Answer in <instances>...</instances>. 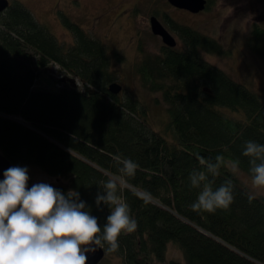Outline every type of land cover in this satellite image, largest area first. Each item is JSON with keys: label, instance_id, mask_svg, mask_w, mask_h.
Wrapping results in <instances>:
<instances>
[{"label": "trees", "instance_id": "trees-1", "mask_svg": "<svg viewBox=\"0 0 264 264\" xmlns=\"http://www.w3.org/2000/svg\"><path fill=\"white\" fill-rule=\"evenodd\" d=\"M61 20L74 39L67 49L21 2L12 1L0 13V152L14 166L35 165L67 180L55 188L78 191L101 227L110 208L95 200L105 194V181L117 179L118 195L138 224L118 237L113 253L122 264L164 261L169 242L181 250L185 264H264V197L253 195L249 202L251 193L227 165L237 162L252 176L250 160L256 158L242 153L246 141L264 145V103L202 58L201 52L222 53L220 45L169 19L184 48L162 46L160 55L141 59L142 85L162 93L168 114L167 134H161L150 127L147 107L138 99L108 92L116 75L106 47L68 17ZM251 40L264 59V28L257 23ZM115 58L123 60L116 53ZM49 63L80 85L48 76ZM221 108L242 110L245 119ZM217 155L224 159L214 175L208 165H217ZM118 157L137 163L134 176L118 171ZM190 173L206 179L192 187ZM229 181L234 200L228 209H191L205 185L215 191ZM103 248L108 251L106 243Z\"/></svg>", "mask_w": 264, "mask_h": 264}, {"label": "rangeland", "instance_id": "rangeland-1", "mask_svg": "<svg viewBox=\"0 0 264 264\" xmlns=\"http://www.w3.org/2000/svg\"><path fill=\"white\" fill-rule=\"evenodd\" d=\"M21 2L30 10L34 18L54 36L64 49L69 48L74 39L72 33L62 23L66 16L92 38L99 40L107 49L110 66L116 75L114 81L121 85V97L132 96L140 105L147 107L150 127L167 134L168 114L162 93L148 92L142 85L137 66L145 56L160 55L163 46L159 37L150 31L151 13L175 37V49L184 48L179 35L173 31L168 20L192 27L196 31L214 39L222 53L201 52L202 58L223 70L233 81L255 93L264 103V59L251 48L256 45L251 40L253 23L264 28V0H211L204 11L189 13L171 6L166 0H9ZM168 24V25H167ZM115 53L122 56L118 62ZM46 74L54 79L70 77L54 63L45 68ZM60 83V82H59ZM56 87L57 83H56ZM156 99L157 101H154ZM221 111L235 119H245L244 112L221 108ZM240 184L252 195L263 196L264 189H254L252 176L236 166L232 169ZM30 186L36 182H47L53 187L65 184L67 180L48 176L39 167L27 165ZM105 249V248H104ZM171 261L184 262L181 250L173 243L166 246L165 260L154 264H170ZM102 264H122L117 253L105 250ZM100 262V264H101Z\"/></svg>", "mask_w": 264, "mask_h": 264}, {"label": "clouds", "instance_id": "clouds-1", "mask_svg": "<svg viewBox=\"0 0 264 264\" xmlns=\"http://www.w3.org/2000/svg\"><path fill=\"white\" fill-rule=\"evenodd\" d=\"M245 156L252 167L251 184L254 189H264V145L249 140L245 142ZM205 163L202 156L196 157ZM118 171L126 177L135 175L137 163L130 158L120 159ZM222 155H217V165H208L215 170ZM237 162H233L235 170ZM30 177L27 166H11L3 171L0 180V264H87L88 254L103 247L108 251L119 248L118 237L122 232L132 233L137 221L130 216L129 205L118 195V180L109 178L102 185L105 194L97 195L95 203L110 208L106 222L101 225L98 217L85 210L86 204L80 200L79 192L66 193L47 182H36L28 186ZM192 187L206 179L189 174ZM249 202L254 199L249 195ZM231 182L222 183L215 191L210 184L204 186L191 204L193 211L214 213L217 209H228L233 202Z\"/></svg>", "mask_w": 264, "mask_h": 264}, {"label": "water", "instance_id": "water-1", "mask_svg": "<svg viewBox=\"0 0 264 264\" xmlns=\"http://www.w3.org/2000/svg\"><path fill=\"white\" fill-rule=\"evenodd\" d=\"M171 6L178 9H185L192 13H198L205 9L206 0H166ZM9 6L8 0H0V13ZM149 26L151 33L159 37L163 46L168 48L176 47L175 37L166 29V27L154 15L149 17ZM62 83L69 84L72 87H77V82L70 77L62 78ZM122 90L120 84L113 81L108 85V92L112 95H118ZM14 166L1 152H0V180L3 179V171ZM28 186H30L28 182ZM97 250L94 253L88 254L87 264H99L105 256L103 247L96 246Z\"/></svg>", "mask_w": 264, "mask_h": 264}, {"label": "flooded vegetation", "instance_id": "flooded-vegetation-1", "mask_svg": "<svg viewBox=\"0 0 264 264\" xmlns=\"http://www.w3.org/2000/svg\"><path fill=\"white\" fill-rule=\"evenodd\" d=\"M8 1H9V0H8ZM207 1H208V0H206V6H205V8H207V5H208V2H207ZM9 5H10V1H9ZM180 10H185V9H180ZM204 10H205V9H204ZM204 10H202V11H204ZM185 11L189 12L188 10H185ZM200 12H201V11H200ZM189 13H192V12H189ZM198 13H199V12H198ZM192 14H196V13H192ZM152 15L155 16V15H157V14H156V13H151L150 16H152ZM150 16H149V17H150Z\"/></svg>", "mask_w": 264, "mask_h": 264}, {"label": "built area", "instance_id": "built-area-1", "mask_svg": "<svg viewBox=\"0 0 264 264\" xmlns=\"http://www.w3.org/2000/svg\"><path fill=\"white\" fill-rule=\"evenodd\" d=\"M76 82H77V85H80L79 81L76 80ZM61 85H62V83L58 84L57 86L60 87Z\"/></svg>", "mask_w": 264, "mask_h": 264}]
</instances>
